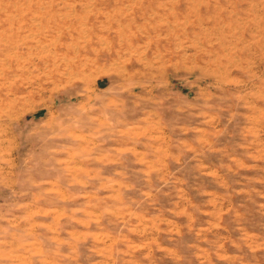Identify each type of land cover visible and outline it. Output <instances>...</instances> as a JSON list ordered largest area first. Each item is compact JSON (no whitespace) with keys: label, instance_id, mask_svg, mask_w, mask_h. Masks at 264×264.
<instances>
[{"label":"rangeland","instance_id":"rangeland-1","mask_svg":"<svg viewBox=\"0 0 264 264\" xmlns=\"http://www.w3.org/2000/svg\"><path fill=\"white\" fill-rule=\"evenodd\" d=\"M0 264H264V0H0Z\"/></svg>","mask_w":264,"mask_h":264},{"label":"crops","instance_id":"crops-1","mask_svg":"<svg viewBox=\"0 0 264 264\" xmlns=\"http://www.w3.org/2000/svg\"><path fill=\"white\" fill-rule=\"evenodd\" d=\"M118 141H119V139H118ZM17 193V192H16ZM23 192H21V194H22ZM23 202V201H22ZM25 202V201H24Z\"/></svg>","mask_w":264,"mask_h":264}]
</instances>
